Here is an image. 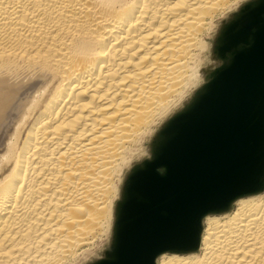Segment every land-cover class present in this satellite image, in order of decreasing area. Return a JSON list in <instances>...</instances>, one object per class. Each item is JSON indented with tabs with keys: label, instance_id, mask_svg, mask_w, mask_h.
Here are the masks:
<instances>
[{
	"label": "bare ground",
	"instance_id": "1",
	"mask_svg": "<svg viewBox=\"0 0 264 264\" xmlns=\"http://www.w3.org/2000/svg\"><path fill=\"white\" fill-rule=\"evenodd\" d=\"M242 1L0 0V264H75L109 236L124 171ZM155 264H264V190Z\"/></svg>",
	"mask_w": 264,
	"mask_h": 264
},
{
	"label": "water",
	"instance_id": "2",
	"mask_svg": "<svg viewBox=\"0 0 264 264\" xmlns=\"http://www.w3.org/2000/svg\"><path fill=\"white\" fill-rule=\"evenodd\" d=\"M212 57L202 86L126 174L110 250L89 264H155L161 253L195 250L206 215L264 190V0L219 26Z\"/></svg>",
	"mask_w": 264,
	"mask_h": 264
},
{
	"label": "rangeland",
	"instance_id": "3",
	"mask_svg": "<svg viewBox=\"0 0 264 264\" xmlns=\"http://www.w3.org/2000/svg\"><path fill=\"white\" fill-rule=\"evenodd\" d=\"M248 1H251V0H243V1L241 2L240 6H242L244 3L248 2ZM240 6H239V7H240ZM239 7H238V8H239ZM238 8H237V9H238ZM236 11H237V10H234V12H232L228 17H225V18H223V19L217 20V23L219 22V23H218L219 26H220L222 23H224L225 21H227V20L230 18V16H231L233 13H235ZM218 28H219V27H218ZM209 59H210V58H209ZM215 65H216V64H214V65H210L209 67H210V68H214ZM203 82H204V81H203ZM203 82H201L198 86H199V87L202 86ZM199 87H198V88H199ZM181 108H182V107L175 109L174 113L177 112V111H179ZM171 116H172V114H171ZM168 118H170V116H169ZM162 124H163V123H162ZM159 128H160V127H159ZM159 128L157 129V131L159 130ZM157 131H156V132H157ZM156 132H155V133H156ZM155 133H154L153 135H155ZM153 137H154V136H153ZM153 137H152V138H153ZM151 141H152V139L149 140V142H148V141L145 142V144H144V147L147 148V146H148V150H149V145H150V142H151ZM148 158H149V154H147V155H146V154H143L141 157L134 158V159L132 160V162H134L133 165H135V164L141 162V161L144 160V159H148ZM133 165H132V166H133ZM132 166H131V167H132ZM131 167H130V168H131ZM128 170H129V169H128ZM128 170H125V171H124V175L122 176L123 181H124V179H125L126 174L128 173ZM122 184H123V182H122L121 185H120V190H121ZM118 200H119V197L115 200L114 208H115V205H116V203L118 202ZM114 208H113V209H114ZM113 211H114V210H113ZM112 225H113V223H112ZM111 230H112V229H111ZM110 240H111V232H110V234H109L108 237H106V238L103 239L102 241H98V242L95 244V246H94V248H93L92 250H90V251H88L87 253H85L84 255H82V256L79 258V260H78L75 264H89V263H92V262H94V261H96V260L102 258L104 252L110 250Z\"/></svg>",
	"mask_w": 264,
	"mask_h": 264
}]
</instances>
